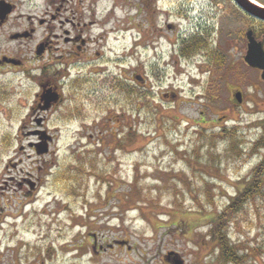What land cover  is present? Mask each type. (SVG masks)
<instances>
[{
    "label": "rangeland",
    "instance_id": "374dc122",
    "mask_svg": "<svg viewBox=\"0 0 264 264\" xmlns=\"http://www.w3.org/2000/svg\"><path fill=\"white\" fill-rule=\"evenodd\" d=\"M68 1L77 11L75 22L88 25L85 38L95 36L100 43L107 38L117 55L123 46H131L133 73L149 74L148 96L140 99V92L132 91L131 106H126L128 114L120 127L127 134L125 140L121 135L106 140L96 158L87 156L89 161L102 162V178H113L110 186L107 181L98 182L96 171L79 176L76 165L82 157L68 133L62 132L50 143L38 173V196H30L26 207L30 223L20 222L19 233L12 238L10 228L0 232V248L16 251L23 244L35 245L45 264H71L76 247L84 246L88 255L95 240L108 248L101 251L98 264H164L168 252L176 253L182 264H221L208 236L210 217L227 205L264 151H250L251 142L262 133L264 81L258 71L243 69L236 61L242 57L241 37L252 23L234 12L230 0H224V53L229 50L227 59L235 60L227 76L208 73L202 59H184L173 52L184 36L207 24L216 30L209 42L222 46L220 19L215 15L208 19L209 1ZM21 2V10L41 15L42 0ZM104 19L107 25L100 22ZM259 25L255 24L256 29ZM125 28L129 29L123 32ZM43 34L44 27L35 26L32 38L37 41ZM19 85L10 94L15 102L10 116L5 112L0 116V175L8 161L31 154L27 142L34 140L22 128L36 87L26 79ZM133 88L144 92L136 80ZM167 90L178 92L179 97L161 98L160 92ZM235 90L243 93L240 104L233 102ZM228 130L241 140L242 155L225 151ZM212 132L220 135L211 140ZM29 162L22 167L31 170ZM70 174L77 175V180L69 181ZM236 221L229 226L230 238L249 255L248 264H264V254L253 251L261 247L264 252V218L248 206ZM87 231H99V235L92 238ZM115 239L129 246V251L106 245ZM25 252V248L19 250L21 256ZM2 255L0 260L7 264ZM168 262L174 263L172 257Z\"/></svg>",
    "mask_w": 264,
    "mask_h": 264
},
{
    "label": "flooded vegetation",
    "instance_id": "af4514ba",
    "mask_svg": "<svg viewBox=\"0 0 264 264\" xmlns=\"http://www.w3.org/2000/svg\"><path fill=\"white\" fill-rule=\"evenodd\" d=\"M42 1L43 10L41 15H37L21 10V0H0V116L5 113L10 116L14 102L10 94L18 89L21 80L26 79L36 87L27 119H23L26 123L22 128H26L25 133L34 138L33 141L27 142V149L31 154L27 153L26 158L17 157L14 163L8 161L0 175V215L4 212L0 217V232L5 233L8 231L6 228H10L11 238L15 233H19L20 222L30 223V212L26 214V207L30 205V196H38V173L42 170L41 164H44L42 158L50 152L47 148V152L38 154L35 144L45 139L48 147L62 132L68 133L74 141L72 147H77L76 152L82 157L76 169L83 168L85 172L97 171L98 176L95 177L98 182L107 181L105 177L102 178L100 172L102 162L96 161L97 159L89 161L88 157L96 158L97 154L105 149L106 140H114L120 135L125 140L127 134L123 133L120 127L128 114L126 106H131L134 80L144 88L145 96H148L150 84L149 74L133 73L131 46H123L121 54L117 55L115 46L110 45L107 38L100 43L99 38L95 36L84 37L85 31H89L88 25L75 22L77 11L75 7L67 5L68 0ZM206 1L210 4L205 7L208 10V19L212 15L220 19L218 33L222 37V46H212L210 39L216 30L214 31V25L207 24L199 30L196 29L192 35L184 36L188 39L191 36L193 41H204L205 47H200L189 57H182L180 45L178 51L173 52L184 59H202L201 61L207 64L208 73L217 72L223 75V59L224 56L227 59L229 55V50L226 51L227 54L224 53V0ZM230 2L234 12L250 20L252 25L246 31L252 30L254 38L258 39L255 24L260 21L246 14L233 0ZM213 10L215 14L212 13ZM35 26L44 27V34L37 41L32 38ZM245 37V34L241 37L242 57L236 61L243 69L258 71L249 67L242 59L246 50ZM30 43H33L32 46ZM155 48L156 46H153V49ZM123 52L128 55L127 58ZM215 54L220 56L222 65L212 59ZM227 60L231 65L235 61H232L231 57ZM177 93L167 90L161 91L159 95L171 100L179 97ZM91 145L93 148L89 147ZM105 155V160H108L109 154ZM27 160H30L28 164H31V170L22 167V163ZM106 183L108 186L113 184V178ZM13 197H16L15 200ZM86 233L94 238L99 231ZM119 242L122 241L115 239L113 243L117 244L106 245L109 248L119 247L125 252L129 251V246L118 244ZM90 246L88 255L87 251L82 250L84 246H77V255H72L71 264H98L101 251H108V248L96 244L95 240L94 245ZM21 248L26 249L22 256L19 253ZM0 249V252L4 253L2 257H7V264H45V259L43 261L41 258L42 251L37 250L35 245L30 247L29 244H23L17 248L18 251L8 250L5 246ZM47 252L50 253L51 250L48 249ZM84 256L87 257L86 260H83ZM0 264H4L2 260ZM164 264L175 263L164 261Z\"/></svg>",
    "mask_w": 264,
    "mask_h": 264
},
{
    "label": "trees",
    "instance_id": "16d2710c",
    "mask_svg": "<svg viewBox=\"0 0 264 264\" xmlns=\"http://www.w3.org/2000/svg\"><path fill=\"white\" fill-rule=\"evenodd\" d=\"M258 3L264 5V0H255ZM259 28L256 29V35L262 37L264 35V22H259ZM180 49L182 57H189L200 47H205L204 41H193L191 36L180 40ZM198 42V43H197ZM264 46V36L262 38ZM212 59L217 61L218 65H222L219 55H213ZM224 75L229 76L231 74V64L224 56ZM225 79V78H224ZM140 92V99H145L144 92L133 88V93ZM234 99V98H233ZM235 100V99H234ZM236 102V101H233ZM237 103V102H236ZM238 104V103H237ZM262 127V133L251 142L250 151L253 153H259L264 150V121L260 122ZM234 129V128H232ZM226 131V130H225ZM227 137L230 138V142L225 144V151H232L234 154L242 155L244 147L241 140L236 139L235 134L230 130L227 131ZM220 133L212 132L211 140L219 136ZM235 138V139H234ZM83 168L79 169V176L83 175ZM97 172V171H96ZM249 175L245 177L240 185L237 187L235 195H233L226 206L220 212H216L211 218V225L208 227L209 239H212L215 244L216 258L221 264H248L247 253H243V249H240L236 242L230 238V225L236 221V217L245 210L246 207L250 206V209L255 212L258 216L264 218V151L259 155L258 163L251 168ZM69 177L75 180L77 175ZM83 177V176H82ZM77 180V179H76ZM260 200V203L258 202ZM144 203V201H142ZM254 216V215H253ZM237 222V221H236ZM258 247V246H256ZM245 251V250H244ZM247 251V250H246ZM253 251L261 256L264 252L261 247L253 248Z\"/></svg>",
    "mask_w": 264,
    "mask_h": 264
},
{
    "label": "water",
    "instance_id": "95a60500",
    "mask_svg": "<svg viewBox=\"0 0 264 264\" xmlns=\"http://www.w3.org/2000/svg\"><path fill=\"white\" fill-rule=\"evenodd\" d=\"M235 4L240 7L245 13L258 20L264 21V6L254 2L253 0H233ZM246 50L242 59L252 69L259 70V78L264 81V47L260 39L253 36L252 30L246 31ZM139 78V77H137ZM234 101L237 103L242 102V92L236 91L234 93ZM44 141V142H43ZM37 153L43 154L47 152V145L45 140L35 144ZM175 256V257H174ZM172 257L175 264H182V259L174 252H168L165 255L167 261Z\"/></svg>",
    "mask_w": 264,
    "mask_h": 264
},
{
    "label": "bare ground",
    "instance_id": "6f19581e",
    "mask_svg": "<svg viewBox=\"0 0 264 264\" xmlns=\"http://www.w3.org/2000/svg\"><path fill=\"white\" fill-rule=\"evenodd\" d=\"M255 2V1H254ZM100 22H102V24L107 25L108 20L104 19V20H100ZM129 28H125V29H121L123 32L127 31Z\"/></svg>",
    "mask_w": 264,
    "mask_h": 264
}]
</instances>
